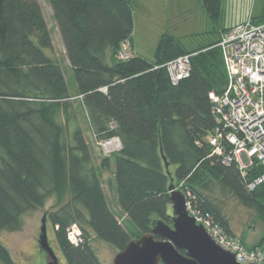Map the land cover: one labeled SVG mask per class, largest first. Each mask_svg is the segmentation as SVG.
<instances>
[{
  "label": "trees",
  "instance_id": "16d2710c",
  "mask_svg": "<svg viewBox=\"0 0 264 264\" xmlns=\"http://www.w3.org/2000/svg\"><path fill=\"white\" fill-rule=\"evenodd\" d=\"M46 1L76 91L69 93L60 65L46 54L52 40L38 0H0V234L20 230L25 214L53 198L46 217L64 264H101L94 240L119 252L157 221L172 226V183L247 247L235 219L241 212L249 219L252 210L264 225V185L252 191L246 185L264 166L254 165L243 176L235 164L224 166L212 156L207 142L219 127L209 94H221L227 83L217 43L233 26L191 49L163 35L153 60L133 54L119 61L139 0ZM201 1L215 21L220 0ZM252 20H264V0ZM184 55L191 56L190 74L172 86L164 66ZM73 103L79 120L71 114ZM80 119L93 145V135L116 136L121 150L96 165ZM110 164L124 223L111 210L99 173ZM73 225L80 231L77 244L67 238ZM263 244L264 237L247 248ZM0 263L13 264L1 242Z\"/></svg>",
  "mask_w": 264,
  "mask_h": 264
},
{
  "label": "built area",
  "instance_id": "2783aa9c",
  "mask_svg": "<svg viewBox=\"0 0 264 264\" xmlns=\"http://www.w3.org/2000/svg\"><path fill=\"white\" fill-rule=\"evenodd\" d=\"M217 47L222 54L227 83L221 94H209L211 115L219 127L209 135L207 142L212 156L218 157L224 166L235 164L245 176L250 167L264 166V20L254 24L249 17L234 25L221 34ZM132 55L130 41L126 39L121 43L118 60L126 61ZM190 58L184 55L165 64L172 86L189 76ZM114 127L111 123L110 128ZM93 137L103 157H110L122 148L116 136ZM246 185L249 191L264 185V173ZM184 196L188 215L218 247L233 254L237 264H264V244L246 248L240 238L225 233L208 213L196 209L189 193ZM79 237L77 226L69 227V242L77 244Z\"/></svg>",
  "mask_w": 264,
  "mask_h": 264
},
{
  "label": "rangeland",
  "instance_id": "374dc122",
  "mask_svg": "<svg viewBox=\"0 0 264 264\" xmlns=\"http://www.w3.org/2000/svg\"><path fill=\"white\" fill-rule=\"evenodd\" d=\"M38 2L52 40L51 51H47L46 54L60 65L68 91L74 95L75 79L53 19L52 10L46 0H38ZM261 13L262 0H220L218 17L213 21L205 12L201 0H139L133 10V30L130 34L132 52L147 60H153L155 48L163 35L178 39L184 48H196L209 40L216 39L222 30L245 22L249 17L257 18ZM73 105L71 114H76L79 120V107H75L76 103ZM80 124L84 128L85 139L90 145L94 162L98 165L103 156L93 145L87 125L82 124V121ZM103 189L111 210L118 219L122 220L123 213L117 204L114 189L113 192L108 186ZM53 205L54 199H48L44 208L23 216V225L20 230L0 234V242L9 251L13 264H44L46 262V254L39 249L37 241L41 219L44 215L47 216ZM122 222L124 223V219ZM127 222L125 220V223ZM248 222L247 215L241 212L236 216L235 226L241 230L248 225ZM46 225L49 244L58 261L64 264L61 252L53 240V231L47 217ZM92 245L101 264H113L117 252L111 246L97 240H94ZM248 245L251 243L248 242Z\"/></svg>",
  "mask_w": 264,
  "mask_h": 264
},
{
  "label": "water",
  "instance_id": "95a60500",
  "mask_svg": "<svg viewBox=\"0 0 264 264\" xmlns=\"http://www.w3.org/2000/svg\"><path fill=\"white\" fill-rule=\"evenodd\" d=\"M162 160L167 170L166 158L162 156ZM168 191L172 226L161 220L155 222L150 233L130 240L117 252L113 264H237L233 254L218 247L203 227L188 215L184 194L172 183ZM39 231L37 243L46 254L44 264H61L48 241L46 215L41 219Z\"/></svg>",
  "mask_w": 264,
  "mask_h": 264
},
{
  "label": "crops",
  "instance_id": "0c3cea01",
  "mask_svg": "<svg viewBox=\"0 0 264 264\" xmlns=\"http://www.w3.org/2000/svg\"><path fill=\"white\" fill-rule=\"evenodd\" d=\"M99 173H100V176L103 182V188L105 186H108L113 192V183H112L113 166L112 164H110L107 168L100 170ZM229 201H232V200L230 199ZM124 217L125 215L123 214L121 218L124 219ZM248 217H249L248 225L243 228L239 236L244 237L246 245L248 244V242L251 243V245L247 246V247H251V246H254L261 238L264 237V225L260 221H258V218L256 217V214L254 213V211L251 210V213L248 215Z\"/></svg>",
  "mask_w": 264,
  "mask_h": 264
}]
</instances>
